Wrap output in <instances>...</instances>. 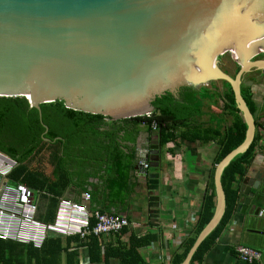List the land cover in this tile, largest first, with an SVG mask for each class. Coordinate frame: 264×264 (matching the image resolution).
<instances>
[{
	"label": "water",
	"instance_id": "95a60500",
	"mask_svg": "<svg viewBox=\"0 0 264 264\" xmlns=\"http://www.w3.org/2000/svg\"><path fill=\"white\" fill-rule=\"evenodd\" d=\"M261 72L264 0H0V97H23L38 114L39 105L58 101L130 119L167 102L194 107L199 91L228 84L244 137L213 169L211 218L181 264L223 214L221 172L255 136L241 79ZM160 134L138 157L141 176L143 164L158 167ZM237 191L242 226L264 236V187L244 176Z\"/></svg>",
	"mask_w": 264,
	"mask_h": 264
},
{
	"label": "trees",
	"instance_id": "16d2710c",
	"mask_svg": "<svg viewBox=\"0 0 264 264\" xmlns=\"http://www.w3.org/2000/svg\"><path fill=\"white\" fill-rule=\"evenodd\" d=\"M261 74L264 75V72ZM243 79L244 77L241 79L240 95L255 121V136L246 151L235 156L221 172L223 214L215 228L196 249L189 264H202L204 256L214 245L236 209L239 197L238 182L244 175L250 159L255 155L257 142L261 138L260 120L264 118V114L260 115V106L253 100L251 89L243 87ZM251 82L255 84L258 81L253 78ZM218 85L220 89L216 84L199 91L194 107L167 102L165 106L154 105L155 112L151 113V119L139 116L116 121L99 114L65 108L58 101L39 105L38 114L36 109L29 107L23 97H0V152L17 163L10 179L40 193L35 218L42 222H50L53 220L61 192L73 177L83 179L93 170L103 171L105 189L111 198H116L114 193L118 192L117 190L127 194L132 192L133 150L130 149L124 155L116 146L108 149L102 144L101 141L104 139H101V135L104 133L100 130L107 128V120L112 126L108 138L114 145L125 133L135 136L139 126L149 131L152 120L156 122L157 131H161L159 139L161 146L175 141L178 129L182 130V139L187 141L203 143L214 141L217 153L212 163L207 194L201 203L193 229L169 263L181 264L197 235L211 218L214 207L213 169L228 152L242 142L244 137L245 126L233 103L231 90L225 82ZM210 108H214L216 112H209ZM206 110L210 115H206ZM118 125L119 128L116 127ZM44 129H47V132H44ZM192 131L194 135L188 136L187 133ZM120 132L122 135L119 137ZM44 166L53 169L51 175L41 170ZM90 223H93L92 219ZM126 232L125 228L118 234L124 235ZM98 239L99 236H87L83 241L87 243L90 253L98 252ZM155 240L154 234H145L139 238L131 235L128 241L129 248H126L125 244H118L110 251L105 249L104 257L105 259L108 256L117 257L121 264H146L139 257L137 249ZM69 241H77V238L49 235L39 249L0 240V264H58L63 253L67 264V258L71 259L72 255L65 253Z\"/></svg>",
	"mask_w": 264,
	"mask_h": 264
},
{
	"label": "crops",
	"instance_id": "0c3cea01",
	"mask_svg": "<svg viewBox=\"0 0 264 264\" xmlns=\"http://www.w3.org/2000/svg\"><path fill=\"white\" fill-rule=\"evenodd\" d=\"M251 79L253 77H249L245 83L243 81V87H249L255 95L253 88L256 87L251 86ZM211 111L216 112L214 108H210L209 112ZM205 112L210 115L208 110ZM106 124L107 128L100 130L104 133L101 135V139H104L101 141L103 145L108 149L116 146L124 155L130 149L133 150L132 192L127 194L117 190L119 193H114L116 198H111L105 189L104 172L93 170L86 178L73 177L69 180L61 192V197L81 202L84 196H88L86 205L90 211H120L119 214L127 217L130 225L124 235L117 233L99 236L97 253L89 252L87 243L83 242L85 239L69 241L65 253L72 255L71 259L67 258V264H121L114 256L105 259V249L110 251L118 244H125L126 248H129L131 235L139 238L145 234H154L156 240L137 249L142 261L146 264H169L198 218L201 203L207 194L217 146L214 141L203 143L182 139V130L178 129L175 141L160 146L158 167L147 168L145 176H141L135 169L139 162L138 157L148 151L157 133L145 131L139 126L135 136L125 133L122 136L124 139L121 137L114 145L108 138L112 128L111 122L107 120ZM121 135L120 132L119 137ZM187 135L192 137L194 132ZM41 170L47 175L53 172L51 167H41ZM244 176L261 182L264 187V148H257L242 178ZM240 199L241 197H238V202ZM241 222L238 203L214 245L204 256L202 264H244L236 259V245L261 252V264H264V236L247 232ZM58 264H66L64 253Z\"/></svg>",
	"mask_w": 264,
	"mask_h": 264
},
{
	"label": "built area",
	"instance_id": "2783aa9c",
	"mask_svg": "<svg viewBox=\"0 0 264 264\" xmlns=\"http://www.w3.org/2000/svg\"><path fill=\"white\" fill-rule=\"evenodd\" d=\"M151 119V114L142 115ZM258 148H264V118ZM142 127V126H141ZM149 131L158 133L156 122L152 120ZM17 163L0 152V240L39 249L47 236L61 238L76 237L83 240L87 236L117 234L130 225L129 220L119 213L90 211L86 205L88 196L81 202L60 197L57 200L53 220L42 222L35 218L39 192L28 189L24 184L10 179ZM142 169L147 170L143 164ZM263 214V210L259 215ZM90 219L93 223H90ZM236 259L244 264H261V252L236 245Z\"/></svg>",
	"mask_w": 264,
	"mask_h": 264
},
{
	"label": "rangeland",
	"instance_id": "374dc122",
	"mask_svg": "<svg viewBox=\"0 0 264 264\" xmlns=\"http://www.w3.org/2000/svg\"><path fill=\"white\" fill-rule=\"evenodd\" d=\"M248 78L249 77H244L243 79L244 83L248 80ZM257 81L258 82L255 84L251 83V86L256 87V89L252 87L253 90H255V95H253V100H255L260 105V115H262L264 114V75L258 78ZM217 86L220 88V85L217 84ZM44 167L48 168L47 166Z\"/></svg>",
	"mask_w": 264,
	"mask_h": 264
}]
</instances>
